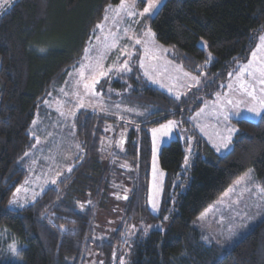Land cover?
Wrapping results in <instances>:
<instances>
[{
  "label": "trees",
  "instance_id": "obj_1",
  "mask_svg": "<svg viewBox=\"0 0 264 264\" xmlns=\"http://www.w3.org/2000/svg\"><path fill=\"white\" fill-rule=\"evenodd\" d=\"M119 2L15 0L0 12V260L11 262L9 245L15 244L19 264H88L93 256L94 264H119L127 245V264H264V218L231 249L205 244L193 227L248 169L264 193V112L254 122L233 121L238 131L223 155L194 133L188 121L203 99L224 89L236 65L248 61L264 32V0H166L154 17L138 20L171 48L176 63L191 74L205 75L206 83L175 100L148 85L138 71L122 76L112 85L121 100L139 110L140 118L77 112L73 125L80 154L73 170L23 210L7 209L25 177L14 167L33 145L29 129L37 110L80 59L105 8ZM201 39L211 59L198 46ZM129 83L135 88L123 96ZM169 120L180 122L189 135L191 156L182 168L180 140L161 148L165 182L160 213L153 215L147 204L149 130ZM115 178L126 183L112 199L121 206L116 211L120 226L99 243L98 214L109 203ZM140 222L151 230H133L129 239Z\"/></svg>",
  "mask_w": 264,
  "mask_h": 264
},
{
  "label": "rangeland",
  "instance_id": "obj_2",
  "mask_svg": "<svg viewBox=\"0 0 264 264\" xmlns=\"http://www.w3.org/2000/svg\"><path fill=\"white\" fill-rule=\"evenodd\" d=\"M14 1L12 0L11 3ZM165 1L161 0L160 6L154 14H146L144 16H140L139 13L143 11L147 0H144V3H140L137 0L136 7L132 10L135 14L132 16L126 13H121L119 16L116 15L113 10L120 2L116 5H109L111 8L109 6L105 8L102 21L98 23L101 27L94 28L93 36L86 43L80 59H78L75 65L70 67L62 84L52 88L35 114L33 121L36 123L34 124L32 121L29 134L34 139L33 145L36 146L31 147L27 152L28 155H24L14 167V169H22L25 172V177L17 187L20 191L16 193V188L13 192L16 195L13 196L12 194L10 198V200H15L16 203L13 205H9V202L7 203L8 210L19 211L31 205L47 189L56 187L62 175L69 173L67 171L69 166L75 167V158L80 154V149L76 147L78 144L74 143L71 138V133H73L71 127L73 116L71 115V111L77 113L80 110H85L101 113L116 119L125 118V120L132 121L140 118L138 117L140 115L139 110L125 98L121 100V94L116 92L115 87L112 85L113 82L121 80L122 76L138 71V74L148 85L162 91L175 100H178V95L179 99L186 97L189 93L201 88L206 83L207 78H205V75L198 76L191 74L176 63L171 57L172 51L170 47L160 44L155 36L153 39L145 35L150 29L147 23L141 21L137 23L143 17H154ZM8 6L9 4H4L3 8H0V12ZM105 16L108 19H105ZM262 35H264V32L260 36ZM136 39L147 41V44H136ZM114 42L116 43V47H111ZM258 45H261L260 37L253 49L257 53L256 56H252V51L247 62L236 65L232 75H229L223 84L224 89L215 92L210 98L203 99L202 105L189 117L188 121L194 133L200 137L203 136L204 138H202L205 141L219 144L222 138L228 135L226 129L232 128L234 120L246 119L254 122L262 115L256 116L247 111V108L253 106L256 102H249V98L239 89L241 80L245 83H251L247 72L239 75L240 69L247 65L250 60L252 61V66L249 70H254L264 63V46L258 48ZM198 46L206 51L209 58L207 42L201 39ZM85 49H88V52H85ZM122 50L131 52V58L121 55ZM101 56H103V59H99ZM142 57L144 67H141ZM98 59L99 63L103 65V70L108 72V75L100 77V83L95 86V90L99 95L84 96L82 101L84 107L78 108L77 105L81 101L76 93L82 95L84 91L82 84H78L81 65L92 66ZM125 59H130L129 68L131 71L117 70ZM83 71L85 77H89L90 68L85 67ZM145 72H147V75H145ZM184 73H189L190 75L185 76ZM191 76H197L201 83L194 85V82L190 78ZM229 84L232 85L231 88H229ZM128 85L130 87H125L123 96L135 88L131 83ZM261 87H264V85L256 84V95L258 97L261 95L259 91ZM104 94L107 97L109 96L110 99H106ZM228 100H232L234 103L229 104ZM237 101L242 102L237 105L235 103ZM201 109H203V112L200 111ZM62 112L64 115H61ZM146 113L148 114V112ZM225 114L228 116L227 120L224 119ZM167 122L161 124H167ZM161 124L152 126L149 130L151 157L147 204L149 212L153 215L160 213L165 182V173L160 167L158 158L161 148L168 145L172 140L178 139L182 143L185 157L187 156L189 159L191 156L189 135H187V132L182 129L180 122H178V126L173 128L168 135H163L160 132L156 134L154 169V137L152 129H158ZM234 133H232L231 138ZM61 134L63 135L60 136ZM37 138L39 139V143H37ZM62 138L63 140H60ZM187 166L188 163L185 165L184 159L182 168H186ZM57 173H61V175L57 176ZM53 179H56V184L51 183ZM123 183L125 186V182L121 181L120 178H115L110 184L109 203L105 211L98 214L97 221L101 230L96 238L99 243L108 241L112 233H115L119 229L120 219L116 211H119L121 206L118 199L117 202L113 201V197L121 194L118 190L124 189L120 186ZM150 197L152 202L157 205L155 210H153L152 203L149 202ZM202 214L205 215L201 219ZM166 216L169 218L168 215ZM263 218L264 193L256 180L253 170L248 169L194 220L193 227L200 232L205 244H218L224 249H231ZM151 228V226L140 222L130 230L129 239L136 233L133 230L140 229L147 233ZM203 237H208V239L206 240ZM127 247V245L122 247V257L119 264H121L122 260L124 264H127ZM17 248L19 249V247ZM10 261H4L2 258L0 264L21 263V260L14 256L10 258ZM94 262L95 257L93 256L92 261L88 264H94Z\"/></svg>",
  "mask_w": 264,
  "mask_h": 264
},
{
  "label": "snow or ice",
  "instance_id": "obj_3",
  "mask_svg": "<svg viewBox=\"0 0 264 264\" xmlns=\"http://www.w3.org/2000/svg\"><path fill=\"white\" fill-rule=\"evenodd\" d=\"M12 0H0V8H3L4 4H11ZM140 3H144V0H139ZM160 2L161 0H147V4L146 6L143 8V11L139 13L140 16H144L146 14H154L155 11L158 9V7L160 6ZM137 4V0H120L119 5H117V7L113 10L115 11L116 15L119 16L121 13H126L129 16L134 15L135 13L132 11L133 9H135ZM109 8H111V6H109ZM106 11H108V9H106ZM105 19H108L107 16H105ZM97 28L101 27V25L97 24L96 25ZM115 35V34H113ZM145 35L149 38H153L155 34L151 32V30L149 29ZM260 41H261V45H258V48H261L262 46H264V35L260 36ZM136 44H147V41H141L140 39H136L135 40ZM111 47H116V43L114 42ZM43 51V50H42ZM166 51V49H165ZM85 52H88V49H85ZM256 51L252 52V56L255 57L256 56ZM121 55H126L127 57L131 58L132 53L131 52H126L124 50L121 51ZM99 59H103V56H101ZM99 59L95 62L94 65L92 66H86V65H81V69L79 70V80H78V84H82V87L84 89L83 94H79L76 93V95L79 96L80 99V103L77 105L78 108H83L84 104H83V97L84 96H98L99 93L95 90V86L100 83V77H104L108 75V72L103 70V65H101L99 63ZM209 59H211V54H209ZM129 62L130 59H125L124 62L119 66V69L117 70H126V71H131V69L129 68ZM207 63V61H206ZM252 66V61L250 60L248 62L247 65L243 66L240 69V73L239 75H243L245 72H247L248 77L251 80V83H245L242 80L240 81L239 84V89L240 91L249 98V102L251 101H255L256 103L247 108V111L256 115V116H260L262 114V112H264V87H261L259 89L261 95L258 97L256 95V84L258 83L259 85H264V63L261 64L260 67L254 69V70H249L251 69ZM85 67H89L90 68V75L89 77H85V73L83 71V69ZM141 67H144L143 64V57L141 58ZM109 71H111V69H109ZM145 75H147V72H145ZM185 76H189V73H184ZM201 75H203V73H201ZM229 75H232V73H229ZM191 80L194 82V85H199L201 83L200 79L197 76H191L190 77ZM232 85L229 84V88H231ZM179 95L177 96V99H179ZM242 102V101H237L235 102L237 105ZM229 104H233L234 101L232 100H228ZM117 107H119V105H117ZM201 112H203V109L200 110ZM61 115H64V113L62 112ZM71 115L75 116L76 113L75 111H71ZM224 119L227 120L228 116L225 114L224 115ZM33 123L35 124L36 122L33 121ZM176 126H178V122L176 121H172L169 120L167 122V124H161L160 127L158 129H152L153 132V137H154V145H153V164H154V169H155V137L156 134L158 132L162 133L163 135H168L173 128H175ZM74 127V125H73ZM226 131L228 132V135L222 138V147H228V144L231 141V135L232 133L238 131L235 128H227ZM37 143H39V139L37 138ZM190 143V141H189ZM36 145H32V147H35ZM77 148H79V145H76ZM217 150H219V147L217 148ZM25 156L28 155L27 152H25L24 154ZM188 163V157H185V165H187ZM74 166H69L67 168V171L70 173L73 170ZM61 173H57V176H60ZM52 184H56L57 181L56 179H53L51 181ZM20 191L19 188H17L16 193H18ZM127 191V190H125ZM16 193H13V196L16 195ZM125 198H127L125 196ZM149 202L152 203V207L153 210L156 209L157 205L152 202L151 197L149 198ZM16 201L15 200H9V205H13L15 204ZM82 207V206H81ZM205 214L201 215V219L203 218ZM165 220L168 219L167 216L164 217ZM204 239H208V237H203ZM10 251L12 252V254L14 256H19L20 255V250L17 248V246L15 244L9 245ZM121 264H124L123 260L121 261Z\"/></svg>",
  "mask_w": 264,
  "mask_h": 264
},
{
  "label": "crops",
  "instance_id": "obj_4",
  "mask_svg": "<svg viewBox=\"0 0 264 264\" xmlns=\"http://www.w3.org/2000/svg\"><path fill=\"white\" fill-rule=\"evenodd\" d=\"M73 118H74V116L72 117V119H71V127H72V132L73 133H71L72 134V141H74V143H77L76 142V137H75V131H74V127H73ZM232 128H234L233 126H232ZM63 134H61L60 136H62ZM59 136V137H60ZM56 137V136H55ZM203 137V136H202ZM204 138V137H203ZM56 139H58L57 137H56ZM232 139V138H231ZM60 140H63V138L62 139H60ZM191 142V141H190ZM206 143L218 154V155H223V154H225L226 152H228L229 150H230V148H231V141H230V143L228 144V147H222L221 146V144H222V141H221V143H210V142H207L206 141ZM189 146L191 147V145L189 144ZM219 147V150H217V148ZM77 158V157H76ZM75 158V159H76Z\"/></svg>",
  "mask_w": 264,
  "mask_h": 264
}]
</instances>
